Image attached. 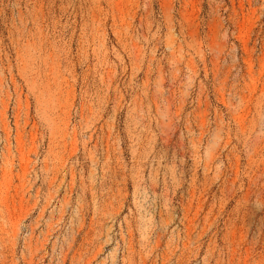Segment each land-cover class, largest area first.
I'll return each mask as SVG.
<instances>
[{
	"label": "rangeland",
	"instance_id": "1",
	"mask_svg": "<svg viewBox=\"0 0 264 264\" xmlns=\"http://www.w3.org/2000/svg\"><path fill=\"white\" fill-rule=\"evenodd\" d=\"M0 264H264V0H0Z\"/></svg>",
	"mask_w": 264,
	"mask_h": 264
}]
</instances>
